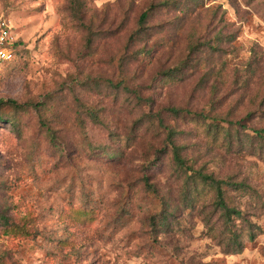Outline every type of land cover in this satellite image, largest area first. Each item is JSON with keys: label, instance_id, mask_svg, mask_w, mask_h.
<instances>
[{"label": "rangeland", "instance_id": "1", "mask_svg": "<svg viewBox=\"0 0 264 264\" xmlns=\"http://www.w3.org/2000/svg\"><path fill=\"white\" fill-rule=\"evenodd\" d=\"M79 1L0 0L20 41L0 74V264H264V138L241 146L264 127V0ZM199 112L246 128L229 143ZM171 140L250 185L223 187L255 239L213 188L185 196ZM228 225L240 252L223 251Z\"/></svg>", "mask_w": 264, "mask_h": 264}, {"label": "trees", "instance_id": "2", "mask_svg": "<svg viewBox=\"0 0 264 264\" xmlns=\"http://www.w3.org/2000/svg\"><path fill=\"white\" fill-rule=\"evenodd\" d=\"M75 4H77V0H73ZM81 1V0H80ZM79 5H82V2ZM149 17L148 11H144L139 20L140 23L143 24L145 20H147ZM20 44L19 39L16 40L15 46L16 51L18 49V45ZM13 63V62H12ZM10 65V64H9ZM7 65L4 70L9 66ZM3 70V71H4ZM3 71L0 72V74L3 73ZM3 99L0 100V104L2 103ZM14 104H18L16 100H13ZM172 110L179 113L181 111L180 108L173 107ZM188 111V109L186 110ZM88 116H90L91 119H94L97 122L102 121L101 115L98 112L96 108H91L88 110ZM198 116L201 117L203 120H206L208 117L213 118V122L210 121L208 125L209 132L213 133L214 135H221L224 134L229 138V143H234L236 139L240 140V134H239V125L242 126V128H246V123L242 121V119H226V117H219L216 115H211L204 112H199ZM3 117V115L0 112V119ZM218 120L220 121H227L229 122V126H223L219 124ZM234 129V131H233ZM254 133H247V142L249 143H242V149L243 150H249V152H252L255 148L253 147V139H263L264 138V127H254ZM171 133L173 130L171 129ZM237 142V141H236ZM235 142V143H236ZM171 144L174 149V158L178 162V164L183 168H188L186 171L191 170V173L188 174V178L185 181V196L189 199H192L194 196H198L199 194L203 193L206 188H210L215 190L216 200L217 204L219 205V208L223 211L222 214L225 215L226 221L231 219H244L246 218L247 222V236L249 239L253 240L255 239L258 234H260L263 229L262 225L252 221L251 218L246 217L245 211L242 209V207H237L235 205H232L228 203L226 193L227 189L226 187H223V184L227 185L230 184L233 187V189H248L250 188V185L246 183L244 179H222L219 177H216L213 173H207L204 172L201 168H195L192 165L186 164L185 157L182 156L180 148L181 146L178 145L174 140H171ZM189 166V167H187ZM170 214H173V212H169L168 210L159 216V223L164 224L168 219ZM245 220V219H244ZM210 226V225H209ZM5 228L8 232H16V233H28L29 229H27L26 225L20 222H5ZM229 232L226 233L225 237L223 238V251L226 253H235L240 252L244 248V239H243V231L241 229H233L231 226L228 225Z\"/></svg>", "mask_w": 264, "mask_h": 264}, {"label": "built area", "instance_id": "3", "mask_svg": "<svg viewBox=\"0 0 264 264\" xmlns=\"http://www.w3.org/2000/svg\"><path fill=\"white\" fill-rule=\"evenodd\" d=\"M17 39L12 25L6 19H0V72L16 60Z\"/></svg>", "mask_w": 264, "mask_h": 264}]
</instances>
